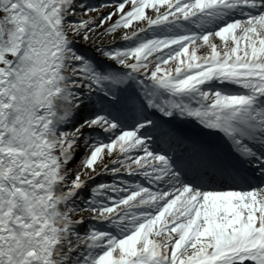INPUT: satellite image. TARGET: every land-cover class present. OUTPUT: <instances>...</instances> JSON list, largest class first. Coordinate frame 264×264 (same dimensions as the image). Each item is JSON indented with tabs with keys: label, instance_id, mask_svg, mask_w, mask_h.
I'll use <instances>...</instances> for the list:
<instances>
[{
	"label": "snow or ice",
	"instance_id": "snow-or-ice-1",
	"mask_svg": "<svg viewBox=\"0 0 264 264\" xmlns=\"http://www.w3.org/2000/svg\"><path fill=\"white\" fill-rule=\"evenodd\" d=\"M0 264H264V0H0Z\"/></svg>",
	"mask_w": 264,
	"mask_h": 264
},
{
	"label": "rangeland",
	"instance_id": "rangeland-1",
	"mask_svg": "<svg viewBox=\"0 0 264 264\" xmlns=\"http://www.w3.org/2000/svg\"><path fill=\"white\" fill-rule=\"evenodd\" d=\"M197 51H198V53H201V52L204 51V49H198ZM171 63H172V62H170V64H171Z\"/></svg>",
	"mask_w": 264,
	"mask_h": 264
}]
</instances>
